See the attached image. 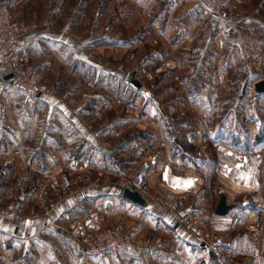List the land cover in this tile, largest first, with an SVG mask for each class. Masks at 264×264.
<instances>
[{
	"label": "crops",
	"instance_id": "obj_1",
	"mask_svg": "<svg viewBox=\"0 0 264 264\" xmlns=\"http://www.w3.org/2000/svg\"><path fill=\"white\" fill-rule=\"evenodd\" d=\"M232 3L225 17L217 18L206 14L199 0H0L19 24L28 25L20 46L52 86L40 96L0 86V210L14 202L24 215L0 216V264H219L178 222L182 215L202 231L223 235L248 264L264 262V223L253 234L248 228L253 196L228 194L237 206L220 215L213 192L215 176L224 182L227 173L224 178L235 183L233 169L243 171V155L237 161L240 148L218 144L219 137L227 140L218 131L227 129L230 116L225 113L212 126L216 113L210 105L226 102L219 98L224 86L214 85L212 73L242 80L251 73L236 46L240 34L264 43V0ZM166 62L162 75L147 85L149 95L124 80L138 64L148 71ZM0 70L9 71L3 59ZM203 91L212 138L205 150L192 143L191 154L180 140L199 119L194 113L197 121H190L186 104L194 107ZM139 96L141 108L133 103ZM75 154L88 157L91 168L71 169ZM222 155L232 165L220 164ZM154 158L149 183L159 199L147 198L152 206L145 208L123 196L131 183L124 174L129 168L135 174L142 161ZM112 167L123 174H112ZM106 197L115 200L109 212L100 205ZM64 213L96 215L102 227L130 232L143 246L77 259L83 237L52 224L54 219L64 225Z\"/></svg>",
	"mask_w": 264,
	"mask_h": 264
},
{
	"label": "built area",
	"instance_id": "obj_2",
	"mask_svg": "<svg viewBox=\"0 0 264 264\" xmlns=\"http://www.w3.org/2000/svg\"><path fill=\"white\" fill-rule=\"evenodd\" d=\"M199 2L206 14L217 18H224L226 11L231 8L232 4V0H199ZM28 30V26L18 25L15 22L12 12L7 5H0V61L3 59L9 64V71L7 73L0 70V86L3 91L16 89L28 96H40L50 93L52 86L46 81L41 67L20 46V40ZM238 44L243 56L252 63L253 67L256 70L264 71V43L255 35L242 32ZM166 65L164 64L163 67H166ZM9 73L12 75L6 77ZM205 92L203 91V93L198 94L194 99L196 105L201 104ZM134 103L140 106L142 97H137ZM3 110L5 111V108ZM250 120L249 126L251 127L252 134L260 133L262 127L260 118L255 117ZM186 137L191 143L200 146L202 150L207 148L212 138L207 113L201 114L199 126L189 130ZM217 141L224 143L223 137H219ZM140 149L144 151L146 147L142 146ZM15 153L20 156L23 154L21 148H17ZM263 153L264 145L247 154L251 158L249 161L240 160L244 154L241 150L235 151L234 157L235 160L241 161L243 171L259 173L262 169V160L260 158ZM156 161V158L142 161L131 181L138 191L153 201L159 199L152 192L149 183L154 173ZM91 166L90 159L79 154H75L69 164V167L75 171H85L91 168ZM108 170L112 174H123L122 171L114 167ZM252 201L255 205L250 208V223L248 228L253 234L264 223V204H262L261 197L258 194L253 196ZM100 205L103 211L109 212L115 206V200L113 197H106ZM54 207L55 204H52L50 210ZM16 208V204L11 202L5 209L0 210V216L14 220L22 219L23 215L16 212ZM50 210L48 213H50ZM64 217L68 219L64 225L54 219H52V224L74 236L83 237L84 247L80 253L82 256H99L104 253L118 255L128 250L140 249L143 246V243L132 234L124 235L110 228H102L96 215H86L83 218H78L71 216L69 213H64ZM177 220L195 235L196 239L215 256L219 264H248V257H238L227 244L223 235L202 231L196 226L189 215L178 216ZM79 256H77V259H79ZM258 259V257L255 258V260ZM259 264H264V262H259Z\"/></svg>",
	"mask_w": 264,
	"mask_h": 264
},
{
	"label": "rangeland",
	"instance_id": "obj_3",
	"mask_svg": "<svg viewBox=\"0 0 264 264\" xmlns=\"http://www.w3.org/2000/svg\"><path fill=\"white\" fill-rule=\"evenodd\" d=\"M75 1H79V0H75ZM0 5H7V4H0ZM232 5H233V3L231 4V7H232ZM7 6L10 8L9 5H7ZM202 9H203V7H202ZM10 10L12 12V15H13V18H14L15 22L18 25H22V24H19L17 22L16 15L14 14L13 10L11 8H10ZM26 26H28V25H26ZM241 34H240V36H241ZM238 40H239V38H238ZM236 46H237L238 50L240 51L241 57L244 59L246 65L249 67V70H250L251 74L250 75H246L242 80L239 78L238 81H235L236 79H233L234 76L230 77L231 75L228 72L219 73V72H215L214 71L212 73V78L214 79V83H215L214 85L217 86L220 83L223 84L224 87L222 89V92L221 93L219 92L220 93L219 98L222 97L223 101L224 102L226 101L225 104H223V105L215 104V103L210 105L212 110L214 109L213 112L216 113V118H213V120H212V122L214 124L212 126H215V124L219 125V123L222 120H218V119L222 115L225 116L226 115L225 113H227L230 116V120L227 121V123H228L227 129L229 131L231 129H233L234 127H237V126H238L237 127L238 129L242 130L244 128L243 127L244 125L248 126L251 129V127L249 126V122L251 123L250 119L255 118V117L260 118V120L262 121V124L264 122V94H261L260 96H256L255 89H254L255 82L258 79L264 78V71L256 70L253 67L252 63L247 58H245L243 56L242 51H241L238 43H237ZM100 61H102V60H100ZM118 62H120V61H118ZM165 64H168V63L166 62ZM163 65L164 64L161 63V64L155 66L154 68H152V69H150L148 71H147V69L144 68L146 70L145 71L138 64L137 65V66H139L138 76L146 84V86L147 85L150 86L151 84H154L156 82V80L158 79V77L160 75H162V71L161 70H162V68H165V67H163ZM167 66L168 65H166V67ZM133 69H131L126 74V77L124 78V80L127 81V76ZM216 71H218V70L216 69ZM236 84H238V85L236 86ZM234 85L236 87H234ZM217 88H218V86H217ZM141 92L143 93L142 95H144V96L149 95V93H147V92H143V91H141ZM136 98H134V101H135ZM134 101H133V103H134ZM193 103H194V101H193ZM194 105L196 106L197 109L194 108L195 106L191 107V106L186 104V107H187L186 108V112H188L191 122L192 121H197L196 120V116H194V113L198 115L197 116V118L199 119L198 122H200L201 114H203V113H207V114L209 113L210 114V110H208V108L202 107L203 106L202 104H197L196 105L194 103ZM134 107L141 108L142 107V103L140 104V106H137L134 103ZM229 116H228V118H229ZM237 116H238V119H239L238 121L235 120V118H237ZM233 118H234V120H231ZM210 121L211 120L209 118V124H210ZM224 122H226V121L224 120ZM167 124L168 123H166V127L168 126ZM170 124H171V122H170ZM253 135H255V134H252V130H251V136H253ZM173 142H174L173 139L169 140V144H172ZM227 142H228V139L227 140L225 139L224 143L218 142V144H222L223 145V144H225ZM228 144H229V142H228ZM166 145H167V143H166ZM242 152L244 153L243 157H242L243 158L242 161H249V159H251V158L247 154L250 151L249 152L248 151H242ZM260 159L262 160V169H261V171L259 173H255V172L252 173V171H250V172L241 171L240 172L239 169H233L234 178H231V179L235 180V183H234V181H232L235 184V185L232 184L234 186H232L231 183L226 181V179H224L223 177L222 178L224 180L223 179L222 180L224 182H221V180H219V178L215 176L214 177V184H213V192H214L215 197L217 199H220L221 195L223 193L229 194V196H232V198L233 197L239 198V197H243V196L244 197H252V196H254V193L261 192L260 193L261 201L264 203V153H263V155H262V157ZM219 161H220V164H222V165H224L225 163L226 164L230 163V160L227 159V156L225 157L223 155H222V157H219ZM124 176L129 178L132 181L133 177H134V174L132 172H130V168H129V170L126 171ZM23 217H24V215H23ZM102 228H104V229L105 228L112 229L111 227H102ZM113 231L120 232V233H122L124 235L132 234L130 232H124V231H120V230H113ZM132 235H134V234H132ZM134 236H136V235H134ZM113 256H115V255H113ZM83 257H86V256H82V255L79 256L80 259L83 258Z\"/></svg>",
	"mask_w": 264,
	"mask_h": 264
},
{
	"label": "water",
	"instance_id": "obj_4",
	"mask_svg": "<svg viewBox=\"0 0 264 264\" xmlns=\"http://www.w3.org/2000/svg\"><path fill=\"white\" fill-rule=\"evenodd\" d=\"M139 66L135 67L127 76V81L134 85L137 89L150 93V89L138 76ZM12 74L9 73L6 77H10ZM256 96L264 94V78L258 79L254 85ZM103 151L107 153L113 152V149L105 147ZM123 196L134 202L137 205L148 208L151 207V202L132 184L129 183L123 192ZM237 206L236 202L229 203L228 194L223 193L216 207V213L220 215H227L234 207Z\"/></svg>",
	"mask_w": 264,
	"mask_h": 264
},
{
	"label": "trees",
	"instance_id": "obj_5",
	"mask_svg": "<svg viewBox=\"0 0 264 264\" xmlns=\"http://www.w3.org/2000/svg\"><path fill=\"white\" fill-rule=\"evenodd\" d=\"M237 127H234L230 131L228 129H220L218 134L223 133V135L228 139L229 144L240 148L243 151L249 152L252 151V149H257L264 145V122L262 124L260 133H257L253 136H251V129L248 126L244 125L242 130L238 129ZM213 142L214 141H212V143ZM180 143L186 151L190 152L191 154L194 152V144H192L188 139L180 140ZM254 205L255 203L252 200L248 204L250 208Z\"/></svg>",
	"mask_w": 264,
	"mask_h": 264
},
{
	"label": "bare ground",
	"instance_id": "obj_6",
	"mask_svg": "<svg viewBox=\"0 0 264 264\" xmlns=\"http://www.w3.org/2000/svg\"><path fill=\"white\" fill-rule=\"evenodd\" d=\"M221 174H222V172H221ZM224 175H225V174H224ZM226 175H227V173H226ZM226 175H225V176H226ZM225 176H224V177H225ZM224 177H223V178H224ZM223 178H222V179H223ZM224 179H225V178H224ZM224 179H223V180H224ZM226 181H227V180H226ZM168 182H169V181H168ZM230 182H231V181H230ZM162 184H163V183H162ZM226 184H227V183H226ZM238 184H239V183H238ZM238 184H237V185H238ZM231 185H232V183H231ZM234 185H235V184H234ZM234 185H232V186H234ZM175 186H176V185H174V187H175ZM235 187H236V186H235ZM176 192H177V191H176Z\"/></svg>",
	"mask_w": 264,
	"mask_h": 264
}]
</instances>
